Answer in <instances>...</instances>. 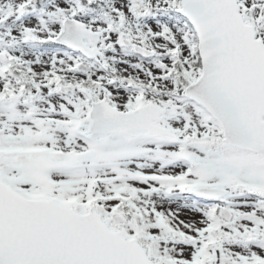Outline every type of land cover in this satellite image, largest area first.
I'll return each instance as SVG.
<instances>
[{"label":"snow or ice","instance_id":"obj_1","mask_svg":"<svg viewBox=\"0 0 264 264\" xmlns=\"http://www.w3.org/2000/svg\"><path fill=\"white\" fill-rule=\"evenodd\" d=\"M0 264H264V0H0Z\"/></svg>","mask_w":264,"mask_h":264}]
</instances>
